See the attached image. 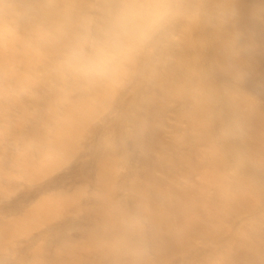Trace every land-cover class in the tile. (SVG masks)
I'll use <instances>...</instances> for the list:
<instances>
[{
  "label": "bare ground",
  "instance_id": "6f19581e",
  "mask_svg": "<svg viewBox=\"0 0 264 264\" xmlns=\"http://www.w3.org/2000/svg\"><path fill=\"white\" fill-rule=\"evenodd\" d=\"M10 1L29 15L47 2ZM232 3L243 79L224 71L220 34L187 25L172 59L69 106L26 54L24 25L0 13V69L30 86L0 93V264H100L88 228L117 197L152 209L153 264H264V0ZM233 116L242 132L224 130Z\"/></svg>",
  "mask_w": 264,
  "mask_h": 264
},
{
  "label": "clouds",
  "instance_id": "9594fccd",
  "mask_svg": "<svg viewBox=\"0 0 264 264\" xmlns=\"http://www.w3.org/2000/svg\"><path fill=\"white\" fill-rule=\"evenodd\" d=\"M0 13L6 24L24 25L26 54L39 60L60 106L114 93L162 59H172L184 46L181 29L187 25L220 34L224 71L236 79L247 75L238 60L245 41L232 0H47L36 15L0 0ZM3 37L15 41L18 33L5 27ZM0 71L4 96L30 91L26 80L8 82L14 66ZM191 87L207 109L214 105L212 94L197 84ZM235 94L246 95L240 89ZM224 130L242 132L243 124L233 116ZM156 232L150 206L124 197L104 199L88 228L100 264H153Z\"/></svg>",
  "mask_w": 264,
  "mask_h": 264
},
{
  "label": "rangeland",
  "instance_id": "374dc122",
  "mask_svg": "<svg viewBox=\"0 0 264 264\" xmlns=\"http://www.w3.org/2000/svg\"><path fill=\"white\" fill-rule=\"evenodd\" d=\"M8 1V3H11V1L10 0H7Z\"/></svg>",
  "mask_w": 264,
  "mask_h": 264
}]
</instances>
